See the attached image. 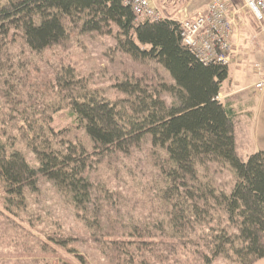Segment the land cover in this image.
Returning a JSON list of instances; mask_svg holds the SVG:
<instances>
[{"label":"trees","instance_id":"obj_1","mask_svg":"<svg viewBox=\"0 0 264 264\" xmlns=\"http://www.w3.org/2000/svg\"><path fill=\"white\" fill-rule=\"evenodd\" d=\"M68 26L112 37L119 51L155 62L171 82L159 80L154 86L145 79H122L114 85L121 98L111 100L88 89L72 66H64L52 76L53 104L14 99L18 97L10 94L19 92L15 83L24 85L19 77L30 69L22 55H37L57 45L67 37ZM180 33L178 22L167 17L136 21L122 0H0V83L8 88L3 95L8 110L0 121L4 208L24 206L25 190H37L38 178L44 177L78 214H86L94 187L89 171L95 160L127 153L148 137L164 154L159 164L165 183L161 194L166 220L159 227L161 232L167 227L164 238L197 249L202 264L221 256L231 264L264 259V151L251 153L245 161L239 158L235 113L216 100L228 66L202 64L182 44ZM162 92L169 95L168 103ZM64 106L73 127L87 137L88 147L50 127L52 114ZM13 130L33 153L35 168L11 142ZM211 165L230 170L234 181L229 191L214 183ZM130 232V237L143 240L141 244L154 240L148 231L133 227ZM49 240L64 248L71 241L64 236ZM125 259L122 264H156L135 259L131 251Z\"/></svg>","mask_w":264,"mask_h":264},{"label":"rangeland","instance_id":"obj_2","mask_svg":"<svg viewBox=\"0 0 264 264\" xmlns=\"http://www.w3.org/2000/svg\"><path fill=\"white\" fill-rule=\"evenodd\" d=\"M209 1L153 0V3L159 13L175 14L185 10L190 15L203 10ZM226 1L229 2L235 35L228 78L221 86V101L228 99L240 118H244L242 110L247 108L249 115L245 117L252 148L264 150V96L254 90L259 76L256 65L261 66L260 73L264 76V33L242 0ZM67 28V37L57 45L37 55H22V63L29 61L30 69H27L28 75L23 77L22 73L19 77L24 85L19 80L15 83V90L19 92L10 94L18 97L14 99L25 98L28 103L37 100L45 106L53 104L56 92L52 76L64 66H72L88 89L100 91L111 100L121 98L114 85L122 79H145L154 86L159 80L171 82L168 73L155 62L133 59L119 51L112 37ZM6 88L0 83V121L8 110L4 105L8 100L3 97ZM225 93L227 97L224 98ZM161 96L169 102L167 93L162 92ZM63 108L52 114L50 127L57 134L78 140L88 147L87 137L82 130L73 127L66 107ZM240 118L236 120L234 133H237L239 143L237 151L243 156L248 148L241 147L243 125ZM10 133L15 140L11 142L35 168L37 163L31 150L14 130ZM163 160V151L152 146L148 137L127 153L113 152L96 159L89 171L94 187L86 214H78L57 192L54 184L44 177L38 178L37 190H25V205L11 210L4 208L0 185V264H32L33 261L37 264H122L126 262V251H131L135 259L156 264H202L197 249L164 238L167 227L164 232L159 229L160 223L166 220V201L161 194L165 183L159 172ZM210 172L220 190H230L234 178L228 168L211 165ZM133 227L148 231L154 240H149L152 241L150 244H141L143 240L130 237ZM51 236H64L71 241L66 248L59 247L49 240ZM169 244L176 246L166 249ZM68 247L75 249L76 253L66 251ZM211 264L231 263L221 256ZM254 264H264V259Z\"/></svg>","mask_w":264,"mask_h":264},{"label":"built area","instance_id":"obj_3","mask_svg":"<svg viewBox=\"0 0 264 264\" xmlns=\"http://www.w3.org/2000/svg\"><path fill=\"white\" fill-rule=\"evenodd\" d=\"M136 17V21L148 19L157 21L165 17L159 13L153 0H122ZM246 9L260 25L264 33V0H242ZM226 0H210L202 11L187 14L179 10L181 18L176 19L181 28V42L204 65L219 64L228 66L235 35L234 21ZM259 76L254 85L256 92L264 87L261 66L256 65ZM217 101L221 95H217Z\"/></svg>","mask_w":264,"mask_h":264},{"label":"crops","instance_id":"obj_4","mask_svg":"<svg viewBox=\"0 0 264 264\" xmlns=\"http://www.w3.org/2000/svg\"><path fill=\"white\" fill-rule=\"evenodd\" d=\"M199 11H202V10H196V11H194V13L195 12H199ZM163 12V13H162ZM161 13H162V15L164 16V17H167V18H170V19H174V20H176V19H179V18H181V15H178V11L174 14V13H167V12H164V11H162ZM256 78V77H255ZM222 86V85H221ZM261 93V95L260 96H264V91H262V92H260ZM219 95H221V91H220V93H219ZM225 97H227V94L225 93V95H224V98ZM224 105H226V106H228V107H230L233 111H234V113H235V119H234V125L236 124V120H237V118H240V117H238V115H239V113H237V111L235 110V108H233V106L231 105V104H229V100L228 99H226V101L225 102H223V101H221ZM244 107H245V105H244ZM243 109V108H242ZM242 112H243V114H244V118H242V125H243V129H242V133H241V137H240V139H242V141H241V144H242V148L244 147L245 149L246 148H248V152L247 153H244L245 155H239V153H238V151H237V153H238V156H239V158L241 159V160H243V161H245L246 160V158L251 154V153H253V152H256V151H264V150H262V149H253L252 148V145H251V141H250V138H249V127H248V125H247V122H246V115H249V111H247V108H244V110H242ZM240 118V119H241ZM236 132L234 133V135H235V145H236V150H238V145H239V143H238V141H237V137H236Z\"/></svg>","mask_w":264,"mask_h":264}]
</instances>
